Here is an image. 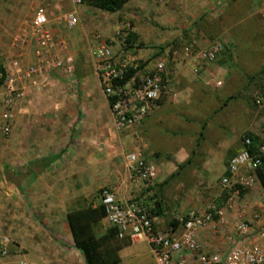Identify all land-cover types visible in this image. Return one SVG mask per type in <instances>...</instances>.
<instances>
[{
  "label": "crops",
  "instance_id": "1",
  "mask_svg": "<svg viewBox=\"0 0 264 264\" xmlns=\"http://www.w3.org/2000/svg\"><path fill=\"white\" fill-rule=\"evenodd\" d=\"M142 1L129 0L118 12L103 16L73 6L79 20L74 32L53 28L48 18L47 27L55 40L64 42L72 58L78 57L75 47L110 44L107 47L117 59L145 61L152 56V48H161L171 38L164 34L165 28L174 25L179 32L186 18L192 25L188 33L197 32L198 36L189 45H195L196 51L210 46H206L198 24L214 15L207 10L213 11L210 5H216L215 0H171V4L150 7ZM130 5L138 8L129 11ZM223 14L220 9L218 15ZM179 17L183 19L178 21ZM223 18H232L233 26L220 23L224 29L221 44L217 42L221 52L214 62L203 64L195 74L189 54L163 61L165 88L134 133L112 130L107 105L88 76H74L70 93L67 89L55 91L64 109L60 117L64 115L67 124L46 128L45 124L41 128L39 124H21L25 113L34 115L52 95L32 94L19 106L9 137L0 141V151L7 147L18 151L15 144L27 145L22 167L10 172V184L2 181L0 168V190L11 198L5 203L7 221H0V245L7 240V255L0 264L20 260L28 264H85L73 246L66 213L98 205L92 197L103 187H111L124 197L143 198L152 206L154 228L166 233L177 234V220L187 212H201L216 202L222 207V216L196 233L200 250L206 254L223 255L237 242L234 224L238 220L255 227L264 225V192L256 176L252 186L238 196L219 186L227 161L241 148L245 135L253 138L252 148L264 145V0H237L233 12L225 11ZM127 33L150 49L119 51ZM68 46L73 50L67 51ZM15 53L9 44L6 54H0L4 59L0 66ZM24 54L30 57L31 49ZM151 64L142 66L135 76L147 72ZM19 127L23 130L20 143ZM32 129L36 132L31 133ZM128 152H139L154 167L156 177L151 184L129 183L123 161ZM19 203L36 221L32 231L20 227ZM109 228L102 218L92 227V235L103 237ZM116 255V264H153L143 240L127 241Z\"/></svg>",
  "mask_w": 264,
  "mask_h": 264
},
{
  "label": "built area",
  "instance_id": "2",
  "mask_svg": "<svg viewBox=\"0 0 264 264\" xmlns=\"http://www.w3.org/2000/svg\"><path fill=\"white\" fill-rule=\"evenodd\" d=\"M156 1L163 5L171 0ZM80 2L71 0L73 6H79ZM47 23L46 13L37 8L30 19L18 24L11 36L10 46L16 53L1 66L0 72V141L9 137L18 108L28 97L53 91L60 78L72 88L75 84L73 58L66 52L64 42L54 39ZM77 23L73 10L57 20V24H63L68 29ZM29 49L31 58L24 54ZM220 52L221 46L217 42L196 52L191 51V45L184 48L195 74L203 64L214 62ZM90 56L112 130L115 133H134L165 88L163 61H155L147 72L122 81L127 68L138 66L134 60L117 59L105 45L93 47ZM250 147V139L242 138L241 148L229 158L225 174L220 178L222 190H230L238 196L254 183V171L264 153V145L252 150ZM123 161L130 184H151L155 180L154 167L146 163L139 152L126 153ZM97 201L103 209L104 220L115 230L117 239H125L129 243L145 241L153 264H264V225L255 227L242 220L234 224L237 242L223 255L206 254L200 250L196 241L197 231L222 216V207L216 202L209 203L201 212L189 211L180 217L177 220L179 232L175 234L154 228L152 206L143 198L124 197L111 187H103L98 190ZM6 242V239L1 242L0 259L7 255L4 248ZM15 264L28 263L20 260Z\"/></svg>",
  "mask_w": 264,
  "mask_h": 264
},
{
  "label": "rangeland",
  "instance_id": "3",
  "mask_svg": "<svg viewBox=\"0 0 264 264\" xmlns=\"http://www.w3.org/2000/svg\"><path fill=\"white\" fill-rule=\"evenodd\" d=\"M213 2H217L216 5L214 3L210 5L213 11L211 9L207 10L209 12H214V15L210 18L204 20V22H199L198 25L202 27V32L204 38H206V46L208 47L213 42H218L221 44V40L219 39L220 34L222 33V29L220 27V23H222L223 26H233V23L231 24L230 18H223V15L225 14V11L230 13L233 12L235 4L237 0H212ZM144 4H148L150 6L153 5H159L156 0H143ZM167 4H171V2H168ZM167 4H164L167 5ZM79 7L82 9L87 10L88 12H92V14L97 16H103L105 13L93 9L91 7H87L86 5L82 4L80 2ZM37 8H42L46 12L47 18L49 21H51V25L53 28H58L62 32L72 33L78 28V23L75 27L68 29L63 24H57L58 18L73 9V4L71 3V0H0V10H1V16L0 18V36H1V44H0V54L5 55L7 46L10 44V39L13 33L15 32L16 28L15 25L20 24L23 20L30 19L34 10ZM133 8H138L137 5H130V7L127 9L129 11L133 10ZM222 9L224 11V14L222 16L218 15L219 10ZM123 11V9H122ZM211 13V14H212ZM90 16V14H87ZM183 18L178 19V21L182 20ZM181 25L183 27L181 28V31L178 32V27L172 26V27H166V32L164 34H168L171 36L170 39H168L167 44L163 45L160 50V46L152 48V56L146 58L145 61L138 60L136 61V64L139 66H145L150 61L153 63L155 61H170L172 58H181L184 56V48L187 47L189 44H191V40H197L198 36H196L197 32H191L188 33L187 29L190 27L191 24L188 22V18L183 19ZM79 22V20H78ZM126 23V22H125ZM128 23V22H127ZM152 23V22H151ZM187 23L186 26H184ZM230 24V25H229ZM192 26V25H191ZM199 26V27H200ZM181 27V26H180ZM164 30V29H162ZM233 31V28L231 29ZM227 33H229V31ZM173 31H177L178 33H172ZM230 31V32H231ZM128 33H130L128 31ZM128 33L123 38V42H121L119 51L125 52L127 45L124 44V41L126 40ZM196 34V35H195ZM195 36V38H194ZM107 46H110V44H106ZM130 46H132V50L134 52L136 51H146L147 46H144L140 44L139 42H136L135 40L130 43ZM93 47L88 45L84 46L82 48H74L78 50V57L77 55L73 56V67H74V76L78 77H84L88 76L90 78L91 84L94 87L95 92H100L98 83L93 75V63L90 56V51ZM73 50V48L67 47V51ZM194 50H198V48L194 45L191 46V51L194 52ZM118 51V52H119ZM117 52V53H118ZM3 56L0 57V64L3 61ZM57 76V74H56ZM69 91L74 88L70 86H65L64 82L60 78L57 82V87L55 90L43 95V97H48L52 95V98L50 99V102L48 104L43 103L41 108L37 109L35 106L36 113L34 115L29 113H25L23 116V122L21 124H39V128H41L42 124L44 125V128L48 127L49 124H67L64 115L63 118H61V112H63V107L61 104L60 97L57 96V90L61 91ZM54 93V96H53ZM101 94V93H100ZM102 96V95H101ZM47 103V102H46ZM29 115V116H28ZM26 116H28L26 118ZM33 117V118H32ZM47 124V125H46ZM36 127H38L36 125ZM37 129V128H36ZM36 129H32L31 133L33 131L36 132ZM48 129V128H47ZM23 133V130H21V127H19L18 134V143L21 142V134ZM18 149V151H13L11 147H7L6 149H3L0 151V155H2L0 160V168L2 169V181L10 184L11 183V170L16 168L17 166L22 167V157L27 154V145L26 142L18 146V144H15V150ZM14 152V154H13ZM61 168V167H60ZM21 179V178H20ZM23 180V179H22ZM19 184L22 185V187L26 186V183H22L21 180L19 181ZM97 193L98 190L95 192L94 196L92 197V200L96 201L97 199ZM11 198L8 193L3 192L0 190V201L3 204V208L0 209V221L6 223V214L4 213V209L6 208L5 203L7 201H10ZM8 207H11V205H8ZM22 211V213H21ZM35 211V210H32ZM19 224L20 227H26L28 230L32 231L31 226H35V219L33 217L29 216V210L23 209V206L21 203H19ZM28 213V214H27ZM35 217L38 219H42V217L36 215L35 211ZM28 222H31V225L28 224ZM6 228H3L5 230ZM1 235H3L1 233Z\"/></svg>",
  "mask_w": 264,
  "mask_h": 264
},
{
  "label": "trees",
  "instance_id": "4",
  "mask_svg": "<svg viewBox=\"0 0 264 264\" xmlns=\"http://www.w3.org/2000/svg\"><path fill=\"white\" fill-rule=\"evenodd\" d=\"M129 0H81V3L87 7L99 10L103 13L118 12L124 4ZM134 40V36L129 34L124 44L126 49L132 48L130 43ZM162 50V48H160ZM142 66H136L135 69L127 68L122 81H126L133 77ZM0 66V72H1ZM251 141L252 150L254 140L250 135H245ZM243 137V138H244ZM255 176L261 184L264 192V153L259 158V165L256 167ZM103 209L100 205L94 207H85L82 209L68 211L66 213V223L69 228L73 246L82 256L85 264H116L118 262L117 251L127 241L124 239H117L115 230L109 228L105 231V235L100 238H95L92 235V227L103 218Z\"/></svg>",
  "mask_w": 264,
  "mask_h": 264
}]
</instances>
